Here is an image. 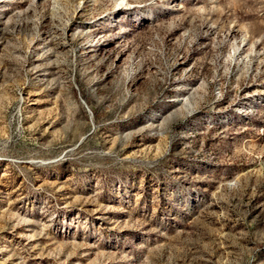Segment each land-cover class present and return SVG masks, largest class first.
Instances as JSON below:
<instances>
[{
	"label": "rangeland",
	"instance_id": "1",
	"mask_svg": "<svg viewBox=\"0 0 264 264\" xmlns=\"http://www.w3.org/2000/svg\"><path fill=\"white\" fill-rule=\"evenodd\" d=\"M0 264H264V0H0Z\"/></svg>",
	"mask_w": 264,
	"mask_h": 264
}]
</instances>
